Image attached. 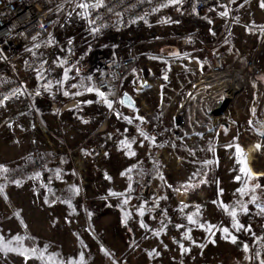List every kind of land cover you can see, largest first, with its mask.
Segmentation results:
<instances>
[{"label": "rangeland", "instance_id": "1", "mask_svg": "<svg viewBox=\"0 0 264 264\" xmlns=\"http://www.w3.org/2000/svg\"><path fill=\"white\" fill-rule=\"evenodd\" d=\"M96 1L69 0L48 41L84 35L85 14ZM262 4L226 0L200 16L165 7L142 28L90 42L83 53L89 61L97 52L113 60L146 56L159 67L199 58L209 71L192 96L185 97L183 72L170 77L174 97L133 91L136 108L126 115L117 108L107 115V106L94 101L97 120L79 137L74 127L57 133L41 115L44 102L22 99L19 108L0 102V264H264ZM190 35L198 40L183 44ZM211 56L221 58L216 73ZM146 64L137 67L141 74ZM131 83L125 78L121 90ZM221 89L228 91L210 128L198 112L188 118L196 95L209 98ZM87 134L91 140L77 147ZM44 139L67 159L52 166V175L10 182L5 172L30 157L12 160L17 145L46 157L39 152Z\"/></svg>", "mask_w": 264, "mask_h": 264}, {"label": "built area", "instance_id": "2", "mask_svg": "<svg viewBox=\"0 0 264 264\" xmlns=\"http://www.w3.org/2000/svg\"><path fill=\"white\" fill-rule=\"evenodd\" d=\"M68 1L0 0V102L23 90V78H32L36 88L54 94L58 106L65 91L76 93L87 80L102 94L97 103L107 106V115H111L121 106L122 81L148 58L133 54L113 60L97 52L89 61L83 53L90 42L98 43L112 33H126L130 26L142 28L165 7L175 8L180 16L189 10L200 16L211 9L226 6V0H97L94 8L85 14L84 35L63 43H51L48 36L66 14ZM194 19L193 16L188 18L192 22ZM189 38L198 40V36L190 35L181 42L186 44ZM210 60L215 73L222 69L219 56H211ZM109 98H113V102L108 103ZM90 152L96 157L98 145L92 144ZM78 164L82 166L84 160L80 159ZM46 167V157L30 156L10 169L6 178L16 183L43 172ZM141 192L148 194L150 188L143 184Z\"/></svg>", "mask_w": 264, "mask_h": 264}, {"label": "crops", "instance_id": "3", "mask_svg": "<svg viewBox=\"0 0 264 264\" xmlns=\"http://www.w3.org/2000/svg\"><path fill=\"white\" fill-rule=\"evenodd\" d=\"M181 61L182 63H178L175 62V60L174 61L169 60L164 65H162V67H159L155 63V62H160L159 60L157 61L147 60L146 68L144 67L143 69L145 71V74H141L137 70V68L134 69L127 77V78L129 77L132 78V83H131L132 85H130L129 87L124 86L122 91H128L132 95H133V91H137L138 89H140V91L147 90L150 92H154V94L155 93L158 94L160 91L163 97H168V96L174 97L176 91L175 89H172L173 86L171 82L173 81L170 79V77L175 73L184 72L187 73L188 75V79L186 80L187 84L184 89V94L185 97L192 96L195 93L196 89H199L201 77L203 75H207L209 71V69H206V67L207 68L209 67L206 63L203 62V60L196 57L183 59ZM204 66L206 67L203 69ZM17 70L20 74H22L20 69ZM158 73H160V76L157 75ZM150 74L152 75L155 74L157 76H155V78L152 79L150 78ZM167 76L169 77L168 80L165 79ZM144 79H146L148 83L146 87L141 86V83ZM99 97H102V94L97 90H95L93 87H91L88 84L87 80L86 82L84 80L83 85L81 84L80 89L76 93L69 94L67 91H65V93L62 96L61 104L57 106L55 105V96L53 93L36 88L34 86V82L32 78H25V79L23 78V90L12 93L11 95L5 97L1 102L3 104H7V108H11L13 105L15 106L17 102H19V104L17 105V107L19 108L21 106V103L23 104V102H20L22 101V99L23 101L24 100L32 101V99H36L37 101L44 102L45 106H47L44 108V110H46L47 108V112L41 110V115L42 117L44 116L46 120H50L54 129L58 130L57 133L64 136V134L62 133L63 130H66L68 128L71 129V127H74L77 129V133L74 136L79 137L80 135L83 134V130L85 128H88V126H90L91 123H94L97 120L95 108L91 103H94V101L96 102ZM192 109L193 107L190 106L189 112L187 113H190ZM118 110L120 113L123 112V115H126L131 109H126L120 106ZM193 113L195 114L196 112ZM45 119L42 120L39 119L38 121L39 123L43 124V122H45L44 121ZM65 132L67 136L72 137V135H70L71 133H67V131ZM65 138L67 137L65 136ZM91 138L92 137L89 136L88 134L83 135L77 147L84 146L88 141V139L91 140ZM43 143L45 147H42V149L39 152H41L48 158L47 161L50 167L48 170L46 169L43 172L48 176V175H52L53 173L51 171L52 166H57V164L60 161H62L63 159L64 160L67 159V156L65 155L63 156L62 152L60 153L57 152V151H61V148L56 144H54L53 142L44 139ZM95 144L98 145V143ZM26 148L27 147H25V144L22 147H20V145L19 146L17 145L16 155L11 159L20 160L22 157L26 156L28 158L29 155L31 156L33 153L30 152L31 148L28 149V151Z\"/></svg>", "mask_w": 264, "mask_h": 264}, {"label": "bare ground", "instance_id": "4", "mask_svg": "<svg viewBox=\"0 0 264 264\" xmlns=\"http://www.w3.org/2000/svg\"><path fill=\"white\" fill-rule=\"evenodd\" d=\"M218 76H211V79H217ZM228 89V88H227ZM227 89H221L211 95L209 98H206L204 95L199 94L196 96V99L190 105L193 107L190 113H187L188 118L192 121L195 119L196 115L193 112H198L200 115V121L203 122L206 127L210 128L212 124V113L216 112L220 106L221 101L226 97ZM248 157L251 158L254 153L253 145L250 146L247 150ZM254 175H262L261 172L253 171Z\"/></svg>", "mask_w": 264, "mask_h": 264}, {"label": "water", "instance_id": "5", "mask_svg": "<svg viewBox=\"0 0 264 264\" xmlns=\"http://www.w3.org/2000/svg\"><path fill=\"white\" fill-rule=\"evenodd\" d=\"M147 80L144 79L141 83L142 87H146L147 86ZM108 103L113 102V98H109L107 100ZM119 103L122 107L126 108V109H135L136 108V99L135 97L128 91H122L120 97H119ZM224 127H226V124L224 123L223 125Z\"/></svg>", "mask_w": 264, "mask_h": 264}, {"label": "snow or ice", "instance_id": "6", "mask_svg": "<svg viewBox=\"0 0 264 264\" xmlns=\"http://www.w3.org/2000/svg\"><path fill=\"white\" fill-rule=\"evenodd\" d=\"M82 7H87V5H81ZM262 6H264V4H262Z\"/></svg>", "mask_w": 264, "mask_h": 264}, {"label": "trees", "instance_id": "7", "mask_svg": "<svg viewBox=\"0 0 264 264\" xmlns=\"http://www.w3.org/2000/svg\"><path fill=\"white\" fill-rule=\"evenodd\" d=\"M45 170H46V169H45ZM45 170H44V171H45ZM44 171H43V172H44ZM43 172H42V173H43ZM42 173H41V174H42ZM6 174H7V172H5V176H6Z\"/></svg>", "mask_w": 264, "mask_h": 264}]
</instances>
